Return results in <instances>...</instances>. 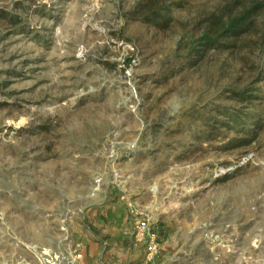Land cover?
I'll return each mask as SVG.
<instances>
[{
    "label": "rangeland",
    "instance_id": "obj_1",
    "mask_svg": "<svg viewBox=\"0 0 264 264\" xmlns=\"http://www.w3.org/2000/svg\"><path fill=\"white\" fill-rule=\"evenodd\" d=\"M257 1L0 0V264H264Z\"/></svg>",
    "mask_w": 264,
    "mask_h": 264
},
{
    "label": "trees",
    "instance_id": "obj_2",
    "mask_svg": "<svg viewBox=\"0 0 264 264\" xmlns=\"http://www.w3.org/2000/svg\"><path fill=\"white\" fill-rule=\"evenodd\" d=\"M264 3H259V0L254 4H251L249 7L244 8L238 15L229 16L225 19L223 26L217 29V34L214 39L208 40V37L204 34V37L207 38V43L215 48H218L231 40L236 38L244 33L250 24L253 22L254 14L260 11V8ZM223 41V42H222Z\"/></svg>",
    "mask_w": 264,
    "mask_h": 264
},
{
    "label": "crops",
    "instance_id": "obj_3",
    "mask_svg": "<svg viewBox=\"0 0 264 264\" xmlns=\"http://www.w3.org/2000/svg\"><path fill=\"white\" fill-rule=\"evenodd\" d=\"M91 218L94 219L95 215L91 214ZM85 242L86 244L83 247L84 251H83V259L81 261V264H97L96 257H99L100 264L102 263L103 264H117L113 261L111 257H109L108 252H105L103 255H100V252L102 251L103 247H99L97 243H94V241L87 240ZM129 245H130L129 247L133 245V255H132L133 263L141 261L145 253L143 243L140 241L139 238L133 237V243L130 242Z\"/></svg>",
    "mask_w": 264,
    "mask_h": 264
},
{
    "label": "built area",
    "instance_id": "obj_4",
    "mask_svg": "<svg viewBox=\"0 0 264 264\" xmlns=\"http://www.w3.org/2000/svg\"><path fill=\"white\" fill-rule=\"evenodd\" d=\"M136 229L145 241L146 262H150L157 251L156 235L149 229L146 218L141 217L136 221Z\"/></svg>",
    "mask_w": 264,
    "mask_h": 264
}]
</instances>
